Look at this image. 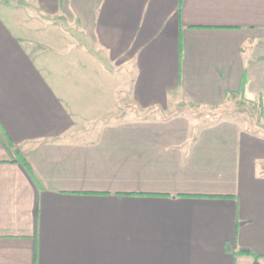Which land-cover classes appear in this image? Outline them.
<instances>
[{
  "label": "crops",
  "instance_id": "1",
  "mask_svg": "<svg viewBox=\"0 0 264 264\" xmlns=\"http://www.w3.org/2000/svg\"><path fill=\"white\" fill-rule=\"evenodd\" d=\"M242 94L264 0H0V264H264Z\"/></svg>",
  "mask_w": 264,
  "mask_h": 264
},
{
  "label": "rangeland",
  "instance_id": "2",
  "mask_svg": "<svg viewBox=\"0 0 264 264\" xmlns=\"http://www.w3.org/2000/svg\"><path fill=\"white\" fill-rule=\"evenodd\" d=\"M12 7L13 5L11 6V8ZM25 10H27L26 14L31 13L30 9L25 8ZM71 35L73 34L71 33ZM55 40L58 41L57 38ZM226 113H232L233 116L231 117H240L245 125L248 124L249 120L253 117L256 119L255 128H261V130L264 131V118L259 117V100L254 101L240 96L231 97V99H229V101H227V103L222 106V109L217 112H215V110L212 112L210 111L206 116H209L211 118H221L224 117ZM235 113L240 115H235Z\"/></svg>",
  "mask_w": 264,
  "mask_h": 264
},
{
  "label": "trees",
  "instance_id": "3",
  "mask_svg": "<svg viewBox=\"0 0 264 264\" xmlns=\"http://www.w3.org/2000/svg\"><path fill=\"white\" fill-rule=\"evenodd\" d=\"M240 92H242V91H240ZM239 94L241 95V93H239ZM243 96L244 95L242 94V97ZM259 117L264 118V100L263 99H259ZM255 123H256V119L252 117L249 120L248 124H246V125H247L249 130H252L254 132H258V133L264 135V131H262L261 128L260 129L259 128H255L256 127ZM31 175H32L33 179L35 181H37V179L35 178V176H34V174L32 172H31ZM37 183H38V181H37ZM245 252L248 253V254H253L251 251H245Z\"/></svg>",
  "mask_w": 264,
  "mask_h": 264
}]
</instances>
